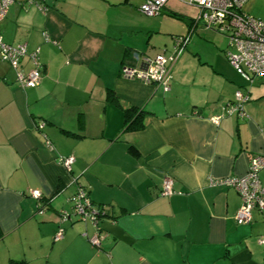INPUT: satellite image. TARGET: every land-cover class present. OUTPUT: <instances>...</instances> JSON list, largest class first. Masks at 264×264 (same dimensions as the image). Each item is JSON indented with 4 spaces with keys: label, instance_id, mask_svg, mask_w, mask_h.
<instances>
[{
    "label": "crops",
    "instance_id": "obj_1",
    "mask_svg": "<svg viewBox=\"0 0 264 264\" xmlns=\"http://www.w3.org/2000/svg\"><path fill=\"white\" fill-rule=\"evenodd\" d=\"M142 2L45 0L41 10L13 0L0 20L2 40L38 50L41 64L39 83L26 87L0 59V264H264V212L237 224L239 193L211 184L244 176L264 155V75L243 79L228 41L218 47L198 24L168 90L124 78L122 65L139 66L134 53L170 52L197 14L169 0L149 17ZM19 69H32L28 56ZM237 91L246 99L225 114ZM78 186L103 208L96 226L72 213Z\"/></svg>",
    "mask_w": 264,
    "mask_h": 264
},
{
    "label": "built area",
    "instance_id": "obj_2",
    "mask_svg": "<svg viewBox=\"0 0 264 264\" xmlns=\"http://www.w3.org/2000/svg\"><path fill=\"white\" fill-rule=\"evenodd\" d=\"M13 0H0V20L5 16L8 6ZM36 4L39 9H44L45 0H28ZM169 0H143L137 10L145 16H157L164 10ZM188 6L196 8L197 14L189 19L188 29L185 34L173 36L171 51L158 53L155 56L133 54L138 67L124 64L121 66V75L128 79H137L151 83L163 90L169 89L170 68L189 40L195 27L201 24L204 28L213 30L227 37V59L236 72L246 81L252 82L253 78L264 75V19L256 18L242 11L243 5L248 0H177ZM23 56H28L32 69L24 73L19 69V62ZM0 59L7 62L15 72L16 81L26 87L36 86L41 79V64L38 50L27 52L25 44L15 46L5 43L0 36ZM237 102L227 104L223 108L225 114L239 111L241 102L246 99L240 91L235 94ZM240 114V113H239ZM217 123L219 116L213 117ZM41 126V124H39ZM73 162V157H64L61 163L67 169ZM264 169V155H255L251 158L247 172L242 177H228L211 184H224L233 187L240 195L241 205L236 213L235 220L238 224L248 223L251 211L257 209L264 212V184L261 183L258 173ZM172 193V180L165 177L162 181V194ZM30 195L39 199V190H31ZM72 213L84 220L91 221L95 226L103 208L95 206L88 197L86 189L78 186L71 197ZM69 214L61 212L59 222L68 219ZM62 228L54 236L61 237ZM99 234L96 233L89 240L92 244L99 245ZM264 245V237L258 239Z\"/></svg>",
    "mask_w": 264,
    "mask_h": 264
},
{
    "label": "rangeland",
    "instance_id": "obj_3",
    "mask_svg": "<svg viewBox=\"0 0 264 264\" xmlns=\"http://www.w3.org/2000/svg\"><path fill=\"white\" fill-rule=\"evenodd\" d=\"M241 9H242L243 12H245V13L251 15V16H254L256 18L264 19V0H248L243 5V7ZM171 21H173V20L171 19ZM173 23H176V22H173ZM206 30H210V29H206ZM210 31L215 34L214 35V37H215L214 42L217 44V46L221 47V48H225V46L227 44V41H228L227 37L222 35V34H220V33H216L213 30H210ZM197 35L198 36L202 35L200 29H197L193 36L195 37ZM169 47H168V49H169ZM261 176H262V178H261L262 181H264V172H261ZM262 184H264V183H262Z\"/></svg>",
    "mask_w": 264,
    "mask_h": 264
},
{
    "label": "trees",
    "instance_id": "obj_4",
    "mask_svg": "<svg viewBox=\"0 0 264 264\" xmlns=\"http://www.w3.org/2000/svg\"><path fill=\"white\" fill-rule=\"evenodd\" d=\"M138 8V7H137ZM162 13V12H161ZM169 16L173 17V18H178V19H181L182 17L179 16L178 14L176 13H173V12H166ZM110 96V95H109ZM139 115V114H138ZM138 115L136 116V118H134V121L137 119ZM132 125V122L127 126L128 128H132L130 127ZM93 203V202H92ZM94 204V203H93ZM96 206V205H95ZM238 224V223H237ZM11 264H14V263H11Z\"/></svg>",
    "mask_w": 264,
    "mask_h": 264
}]
</instances>
